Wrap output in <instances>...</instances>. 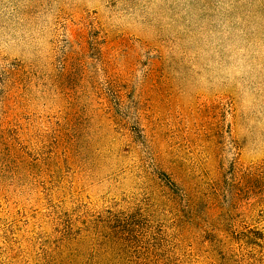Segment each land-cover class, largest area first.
Masks as SVG:
<instances>
[{
	"label": "rangeland",
	"instance_id": "1",
	"mask_svg": "<svg viewBox=\"0 0 264 264\" xmlns=\"http://www.w3.org/2000/svg\"><path fill=\"white\" fill-rule=\"evenodd\" d=\"M6 93L22 130L16 147L1 118L0 229L19 224L9 249L28 264L21 229L48 174L92 199L152 174L124 127L210 179L264 161V0H0V117ZM256 180L238 205L249 223L264 217Z\"/></svg>",
	"mask_w": 264,
	"mask_h": 264
},
{
	"label": "trees",
	"instance_id": "2",
	"mask_svg": "<svg viewBox=\"0 0 264 264\" xmlns=\"http://www.w3.org/2000/svg\"><path fill=\"white\" fill-rule=\"evenodd\" d=\"M5 69L11 78L17 68ZM7 93L0 120L6 119L5 136L17 147L22 129L7 116ZM123 132L152 174L136 177L138 190L96 199L72 191L66 174H48L39 184L42 213L21 229L32 249L28 264H264V217L249 223L238 211L256 179L264 188V161L243 166L233 159L225 164L230 180L210 179L187 160L161 162L168 151L141 127ZM18 227L0 229V264H20L9 249Z\"/></svg>",
	"mask_w": 264,
	"mask_h": 264
}]
</instances>
